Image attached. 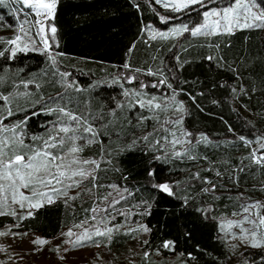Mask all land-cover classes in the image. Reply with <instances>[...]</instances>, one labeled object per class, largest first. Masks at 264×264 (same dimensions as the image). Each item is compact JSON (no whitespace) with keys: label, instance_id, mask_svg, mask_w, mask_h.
<instances>
[{"label":"trees","instance_id":"16d2710c","mask_svg":"<svg viewBox=\"0 0 264 264\" xmlns=\"http://www.w3.org/2000/svg\"><path fill=\"white\" fill-rule=\"evenodd\" d=\"M205 2L207 7L192 5L173 12L155 0H57L51 21L57 28L56 42L49 38L47 50L37 44L15 58L7 51L0 57V95L11 98L8 105L0 100L7 117L3 124L23 122L25 143H32L29 137L49 133L59 116L49 110L58 106L90 121L98 116L93 123L102 141L82 152L100 161V168L95 181H83L75 199L44 203L23 220L18 218L22 214L0 215V228L12 226L53 239L100 210L117 233L110 240L93 236L91 243L118 252L134 242L145 264H264V247L245 248L235 259L221 230L224 217L241 213L242 204L264 192V167L248 159L251 146L240 140L264 137V27L189 40L150 39L148 34L151 29L200 22L202 13L218 0ZM21 7L15 0L0 5V51L10 49L7 41L15 39L21 21L31 28L33 16L18 12ZM51 56L56 57L55 65ZM210 56L215 59L209 61ZM142 82L147 88L143 93L149 96L171 92L182 98L183 112H161L159 118L183 116L182 128L193 133L189 139L195 144L190 155L197 159L152 150L151 143L139 139L159 127L151 119L138 123L153 115L135 103L134 93L141 91ZM200 134L210 143H196ZM134 140L137 143L130 148ZM186 147L177 145L175 151ZM171 151L169 147L167 152ZM205 180L216 185L213 191H203L212 187ZM161 183H169L174 195L154 187ZM145 226L149 231L142 230ZM165 242L171 246L165 248Z\"/></svg>","mask_w":264,"mask_h":264},{"label":"snow or ice","instance_id":"6c2138e0","mask_svg":"<svg viewBox=\"0 0 264 264\" xmlns=\"http://www.w3.org/2000/svg\"><path fill=\"white\" fill-rule=\"evenodd\" d=\"M208 2L215 3L216 0H208ZM15 3L22 5L17 10L18 12L23 13L25 16L33 15L35 17L29 23L36 28L37 36L44 37V50H47L49 48V38L53 43L56 42L57 28L51 21L54 20L57 0H15ZM155 3L162 5L164 8H170L173 12H180L197 4L201 7H207L205 0H155ZM4 4L5 0H0V5ZM261 5H264V0H259V2L257 0H231L229 4L224 5L222 8H211L208 11H204V23L199 26L190 29L187 25H183L172 29L171 35L178 36L184 32H190L192 36L231 35L234 34V29L264 27V8ZM25 8L28 10L27 12L24 11ZM254 9H259V11ZM160 19L165 22L167 18L161 16ZM249 19H251V22H248ZM20 32L24 36L28 35L23 26L20 27ZM48 33H50V37ZM158 35L167 39L169 33H159ZM152 38L155 39L156 35H153ZM22 39L21 35H17L15 39L8 40L7 43L14 45V47L0 51V57H5L6 51L10 52V58H15L17 53L29 51L27 44L23 47L20 46L19 42ZM50 59L53 65L57 63L55 56H51ZM207 59L211 61L215 57L210 56ZM124 67L127 68L128 65L125 64ZM136 71L140 70L137 69ZM60 75L65 77L68 74L60 73ZM149 75H154V73L149 71ZM2 79L0 77V81ZM29 83L31 81L24 83L23 86L27 88ZM159 83H166V80H161ZM157 86L153 85V87ZM167 86L171 88L170 84ZM37 87L39 86L37 85ZM68 87H72V85L69 84ZM18 95L20 94L18 93ZM23 95H27V93H23ZM124 95L128 96L130 93L125 91ZM134 95L139 97L140 93L135 92ZM0 100L4 101L5 105L11 103L10 96L0 95ZM135 103L140 108L147 109L153 113L151 116L141 117L138 121L140 125L149 119L155 120L159 125L158 128H154L153 132L140 137V140L145 143H151L152 150L158 148L176 158L187 156L188 159H197V157L190 155L195 144L192 139H189L193 136V133L182 128L183 116L176 115L175 118L169 117L161 121L159 113L167 112L168 104L156 102V97L146 101L137 99ZM117 107H120V105H117ZM49 111L56 112L59 116L52 124L47 137L32 136L28 138L32 143H25L26 134L22 129L23 122L11 127L4 125L3 121L7 117L2 115L3 108H0V209L17 205L20 209L27 208V216L31 217L34 214L33 210L40 209L45 202L51 204L55 202L54 197L67 196L68 189L79 188L81 183L88 179L95 181V172L100 168V161L82 159L81 153L90 145L102 143L99 140L100 132L93 123L99 117H91L90 121L88 116L76 114L65 107H57ZM177 111L183 112L182 103L177 108ZM111 114L115 115V112L113 111ZM7 115H13L10 107L7 109ZM18 129L20 130L18 131ZM153 136H158L159 138L152 141L150 138ZM240 140L246 144L251 143V141H246L244 137H240ZM136 143L137 141L134 140L129 147H133ZM196 143L207 144L210 141L206 135L200 134V139ZM177 145H187L188 147L183 152H180L175 151ZM169 147L173 150L170 153L167 152ZM261 149H264V144H261ZM156 159L160 160L162 157L157 156ZM248 159L255 165L264 167V154L257 156L253 152ZM239 170L243 171L244 168L241 167ZM154 174V171L149 173V175ZM216 175L221 176L222 174L217 171ZM194 178L198 179L199 173H195ZM229 179L236 180L237 178L230 176ZM204 182L212 184L208 180ZM154 187L168 195H174L169 183L157 184ZM215 187L216 185L212 184L211 188H204L203 191H213ZM261 190H264V187ZM75 198L70 197V199ZM241 210V213H233V215H240L241 218L235 221H227L226 225H221V230L227 233L234 227L238 228L239 234L232 233L233 239H239L241 243L253 248L264 247V214H262L264 204L259 201L245 203L241 205ZM0 215L16 216L17 213L13 209L11 212L0 211ZM18 218L23 220L26 217L19 216ZM100 223H104L103 220ZM245 225H248V227H245ZM77 227H80V225H77ZM113 230L111 227H106L101 231L99 227H96L89 233V230L85 228L83 233L77 236L73 245L76 246L84 241H91L93 236L107 237L110 240ZM142 230L145 232L149 231L146 226ZM5 234L0 233V235ZM62 235L72 237L74 234L69 230ZM33 243L43 245L47 241L38 237ZM144 243L147 242L145 241ZM163 246L169 248L171 242H165ZM147 255L148 253H145V256Z\"/></svg>","mask_w":264,"mask_h":264},{"label":"rangeland","instance_id":"374dc122","mask_svg":"<svg viewBox=\"0 0 264 264\" xmlns=\"http://www.w3.org/2000/svg\"><path fill=\"white\" fill-rule=\"evenodd\" d=\"M230 2L231 0H218V2L214 6L208 7L205 11H208L211 8H222L224 5L229 4ZM164 9L171 10L170 8ZM254 10L259 11V9ZM34 19L35 17L33 16L32 20ZM248 22H251V19H249ZM202 23H204L203 13L200 22L198 23L188 22L185 24L174 25L166 30L151 29L149 30L148 34L150 39L153 35H156V38H160V40H171L173 38L181 39L184 37L189 40L192 38L190 32H184L183 34L176 36L171 35V30L181 27L183 25H187L191 29L193 27L199 26ZM21 26H23L24 29L28 32L27 36H24V34L20 32ZM31 30L34 32V34L31 32ZM237 30L239 29H234L233 32H236ZM159 33H169L168 38H161L158 35ZM16 34L21 35L23 37L22 41L19 42L21 47H23L25 44H27L28 49H31L34 45L37 44H39V46H44V37L37 36L36 28L32 26L30 28L29 24H24L21 21ZM12 47H14V45H11L10 49ZM138 85L142 89H140L141 91H136L140 93L139 97L134 95L136 99H143L146 101L148 99H151L152 97H156V102L168 104V113L170 114L171 111L179 113L177 111V108L181 103L184 109L183 100L178 94L171 92L164 93L162 95L153 93L154 95L149 96L148 94L143 93V90L147 89L146 84L142 82ZM52 124L49 126L50 128ZM50 128L48 129L49 131ZM47 135L48 133H46L42 137L46 138ZM261 144H264V137L260 135L253 136L250 143L252 153L255 152L257 156L264 154V149H261ZM81 158L90 159L83 156L82 153ZM83 187L84 184L81 183L79 188L68 189L67 196L54 197V201L60 198L69 199L73 195H78ZM250 201H259L264 204V192H260L259 195L253 196ZM13 209H15L17 215L22 214L23 216H27L28 209H20L17 205H12L9 208L0 209V211L11 212ZM98 213L99 215L94 214L92 215L91 219L84 220L81 223L66 229L62 233L64 234L71 230L74 234L72 237H68L66 235L61 234L56 238L48 239L42 237L38 232L17 231L14 230L12 226H5L3 228H0V233H6L5 235H0V264H145L141 249L134 242H129L122 250L118 252L110 251L104 245H94L93 243H91V241H84L83 243L76 246L73 245V242L76 240L77 236L83 233L85 228H87L89 230V233H91L96 227H99L101 231H103L106 227H111L114 229L111 234V237L117 233V229L114 226H111V224L109 223V216L102 215L100 210ZM262 214H264V210H262ZM93 217H95V219H93ZM240 218V215L226 216L223 218L222 224L226 225L227 221H235L239 220ZM101 220H103L104 223H100ZM77 225H80V227H77ZM245 227H248V225H245ZM232 233L239 234V229L234 227L227 233L223 231L224 236L227 238L229 245L231 246L232 250L236 255L235 259H237L239 257L237 256L239 255V252L245 248H250V246L241 243L239 239H233ZM38 237L46 240L47 243L43 245L33 243V241ZM233 245H235V247H233ZM238 264L243 263L239 262Z\"/></svg>","mask_w":264,"mask_h":264}]
</instances>
